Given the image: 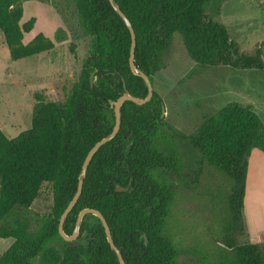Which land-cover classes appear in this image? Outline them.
Here are the masks:
<instances>
[{"label": "trees", "instance_id": "trees-1", "mask_svg": "<svg viewBox=\"0 0 264 264\" xmlns=\"http://www.w3.org/2000/svg\"><path fill=\"white\" fill-rule=\"evenodd\" d=\"M211 1L115 0L136 33V67L153 85L174 33L182 35L191 58L204 67L264 69L260 47L243 50L228 27L208 15L206 6ZM74 2L92 44L66 102H38L31 127L16 137H8L0 128V238L14 239L0 255V264H34L37 258L41 264H120L100 218L92 213L83 217L80 238L86 239L84 243L66 241L59 233V222L77 190L89 150L114 127L115 102L125 92L146 97L148 87L131 70V32L112 2ZM23 15L19 0H0V29L13 60L55 46L43 32L25 43L24 35L37 18L22 23ZM163 104L155 89L144 104L131 100L122 104L120 130L91 160L82 194L65 220V232L73 234L83 208H95L107 219L126 264H182L180 250L166 232L176 184L157 173L181 169L176 147L171 144L163 150L160 146V141L172 143V134L187 140L211 166L233 180L227 196L230 217L222 239L225 254L208 264H264L263 244L237 240V233L246 229L243 209L249 157L255 148L264 152V123L250 107L230 103L205 115L194 133L185 134L162 117ZM44 182L52 183L54 202L42 227L31 230L28 222L20 220L12 227L4 226L3 220L15 207L32 205ZM117 185L127 190H117ZM90 216L98 223L88 224ZM56 238L64 244L62 252L49 245Z\"/></svg>", "mask_w": 264, "mask_h": 264}, {"label": "rangeland", "instance_id": "rangeland-1", "mask_svg": "<svg viewBox=\"0 0 264 264\" xmlns=\"http://www.w3.org/2000/svg\"><path fill=\"white\" fill-rule=\"evenodd\" d=\"M19 1L26 9L22 23L32 16L37 18L34 28L25 33L24 42L43 32L55 46L13 60L0 29V128L8 137H16L31 127L38 102L60 105L66 102L92 44V36L81 26L74 0ZM206 10L212 19L228 27L230 36L243 50L253 52L260 47L264 56V0H214L207 4ZM162 60V66L154 74V89L163 97L166 121L181 132L194 133L205 115H212L230 103L250 107L264 123V69L204 67L191 58L179 33H174ZM170 136L172 143L164 140L160 146L163 150L171 144L176 147L181 169L157 172L161 179L176 184L166 232L179 248L178 260L182 264L219 261L226 250L222 239L230 217L227 196L233 180L211 166L187 140ZM256 151L264 158L261 151ZM255 158L249 162V169L264 176V163ZM53 199L52 183L44 182L32 205L15 207L3 225L12 227L20 220L28 222L31 230L40 229L52 212ZM243 217L252 226L264 225V180L247 185ZM87 220L91 226L98 223L95 217ZM79 239L86 242L80 233L75 240ZM237 240L249 241L246 229L237 233ZM13 242L12 237L0 238V255ZM49 245L64 250L59 238ZM34 264H41L39 258Z\"/></svg>", "mask_w": 264, "mask_h": 264}, {"label": "water", "instance_id": "water-1", "mask_svg": "<svg viewBox=\"0 0 264 264\" xmlns=\"http://www.w3.org/2000/svg\"><path fill=\"white\" fill-rule=\"evenodd\" d=\"M110 1L112 2V4L114 5L116 11L123 18V20L126 22L127 26L130 29L131 36H132L130 67H131V70L135 74L140 75L145 80V82L147 84V87H148V94H147L146 97H138V96L131 95L128 92H125L115 102V105H114V111H115V124H114V127H113L112 131L108 135L104 136L102 139L97 141L94 144V146L89 150V152H88V154H87V156H86V158H85V160L83 162V165H82V170L80 172V178H79V183H78L77 190H76L73 198L70 200L69 204L67 205V207L65 208V210L63 211V213L61 215L60 222H59V233L61 234V236L66 241H74L77 238L78 234L80 233V227H81V223H82L83 217L86 214H88V213H92V214H94V215H96V216H98L100 218L101 223L103 224L104 229H105L107 240L110 243L111 248L116 252V254H117L118 258H119L120 264H126V261H125V259L123 257V254H122L121 250L119 249V247L115 244V242L113 240L111 229H110V226L108 224V221L105 218V216L102 214V212H100L99 210H97L95 208H91V207L83 208L79 212V215H78V218H77V222H76V226H75V230H74L73 234L68 235L65 232V230H64L65 220H66L68 214L71 212V210L74 208V206L78 202V200H79V198H80V196L82 194L83 185H84V179H85V177L87 175V169H88V166H89L91 160L93 159V157L96 154V152L100 149V147L102 145H104L105 143L111 141L113 138H115L116 135L118 134L119 130H120L122 104L125 101H127V100H131V101H133V102H135L137 104H144V103L148 102L152 98L153 93H154V85H153L151 79L149 78V76L144 71L139 70L136 67V64L134 62V53H135V48H136L137 41H136V33H135V30H134V28L132 26V23L130 22V20L126 16V14L122 11V9L116 4L115 0H110ZM90 80H91V84L93 85L94 82H95V73L94 72L91 74ZM166 112H167L166 111V106L163 104V106H162V114H161L162 117L165 118ZM117 190L125 191V190H127V188L124 187V186L117 185ZM142 237H145L144 233L142 234ZM145 243L146 244L148 243L147 237H145Z\"/></svg>", "mask_w": 264, "mask_h": 264}, {"label": "crops", "instance_id": "crops-1", "mask_svg": "<svg viewBox=\"0 0 264 264\" xmlns=\"http://www.w3.org/2000/svg\"><path fill=\"white\" fill-rule=\"evenodd\" d=\"M25 15H26V9L24 7L23 18H25ZM256 150L261 151L260 149H257V148L253 149L251 152V155L249 157V162H251L252 159H254V157L256 156L255 159H258L262 163H264L263 156H261L260 154H257L258 152ZM262 153L264 155V152H262ZM254 165H255V163L253 162L252 166H254ZM248 170L249 171L247 173L246 187H247V185L256 184L257 182L259 183V182L264 180V176H260V174L257 175L255 173H251L249 166H248ZM245 196H246V189H245ZM244 206H245V197H244ZM245 225H246V232H247L249 241L253 242V243H260V244L264 245V225L258 226L256 224H253V226H252L249 222L248 223L246 222Z\"/></svg>", "mask_w": 264, "mask_h": 264}, {"label": "flooded vegetation", "instance_id": "flooded-vegetation-1", "mask_svg": "<svg viewBox=\"0 0 264 264\" xmlns=\"http://www.w3.org/2000/svg\"><path fill=\"white\" fill-rule=\"evenodd\" d=\"M75 241V240H74Z\"/></svg>", "mask_w": 264, "mask_h": 264}]
</instances>
